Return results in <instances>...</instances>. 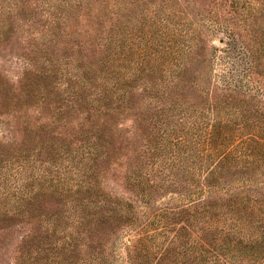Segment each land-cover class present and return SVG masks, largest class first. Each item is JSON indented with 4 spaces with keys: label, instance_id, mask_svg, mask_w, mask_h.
<instances>
[{
    "label": "rangeland",
    "instance_id": "1",
    "mask_svg": "<svg viewBox=\"0 0 264 264\" xmlns=\"http://www.w3.org/2000/svg\"><path fill=\"white\" fill-rule=\"evenodd\" d=\"M227 1L0 0V264H214L209 253H198L196 260L200 246L193 216L183 212L167 224L163 219L166 212L204 200L220 204L219 197L209 196V188L199 186L212 162H200L194 143L173 161V153L163 149L168 133L159 128L167 117L161 122L155 107H171L177 114L174 123L187 119L204 126L220 120L247 123V117L263 113L264 79L253 74L262 81L249 80L244 53L223 52L229 34L221 25L224 17L235 23L263 74L264 9L251 13L257 2L240 0L234 12ZM177 24L191 29L184 37L191 41L184 45L193 48L197 41L200 56L195 48L188 57L182 51L180 57L167 56L165 40ZM195 29L204 34V42L193 38ZM127 36L132 66L145 70L121 90L135 109L107 118L108 132L101 125V137L91 140L100 128L94 113L86 117L65 98V90L74 75L99 85L104 63ZM173 69L184 71L172 74ZM178 74L189 85L206 81V91L189 88L173 96L172 80ZM225 83L232 88L258 85L260 93L250 87L244 100L220 102L218 89ZM218 101L221 110L214 109ZM182 127L188 130L191 124ZM97 179L99 196L90 185ZM227 190L254 200L260 219L248 220L243 233L258 235L264 166L232 170L221 182V191ZM106 194L108 200L101 201ZM115 198L133 203L128 204L132 218L114 211ZM214 207L210 216L220 220L221 210ZM186 219L191 227L164 255L174 234L164 225L177 228ZM222 224L214 233L220 238L211 235L208 241L229 253L234 241L224 236ZM234 249L245 264H264L263 247L238 244Z\"/></svg>",
    "mask_w": 264,
    "mask_h": 264
},
{
    "label": "trees",
    "instance_id": "2",
    "mask_svg": "<svg viewBox=\"0 0 264 264\" xmlns=\"http://www.w3.org/2000/svg\"><path fill=\"white\" fill-rule=\"evenodd\" d=\"M239 1L240 0H231V2L227 1L226 4L229 5L234 12H236V5L239 4ZM255 2H257V4H255V7L249 10V12H262L264 9V0H255ZM234 24L235 23L229 18L224 17V23L221 26L229 34V41L227 42L228 48L223 50V52L244 53L243 59H245L246 63L249 64V67L245 71L248 73L247 75H249V80L262 81V79H264V73L262 74L256 68L258 62L257 59L252 57L253 52L250 48V44ZM262 31L264 32V27H262ZM194 32L196 33H194L193 38H197L198 42L205 41L204 34L202 32H199L197 29H195ZM154 33L155 32H153V34ZM190 33L191 29L187 28V25H175L174 32L168 35L165 40V50L168 52V57H180L182 52L188 54V57L194 48L195 53L200 56L202 46L201 44L199 46L197 41H195V46H193V48L192 45H189L187 49L185 48L184 44L191 40H186L184 37L188 36ZM130 39L131 37L127 36L121 45H117L111 53L109 59L104 63L105 69L102 72V74L104 73V76L102 77V82H100L99 85H97V83H95V85H91L90 82L87 83V80L83 81L79 78V76L74 75L75 81H70L68 88L65 90V98L74 102L73 106L76 105L79 109H82L83 114L87 115L86 117H92V114L94 113L93 115L96 117V122L100 125L98 126L100 128L93 132V135L90 138L91 140H96L101 137V125L105 126L107 118H110L115 115V113H119L125 109H135L134 102L129 99L130 96L122 97L121 94V90L127 87L128 83H131L133 78H138L142 72H145V70L140 69L139 67L135 68L132 66V58L130 55H127L130 52ZM182 49H186L188 51L184 52ZM214 49L217 50L216 48ZM187 57L185 58L184 63ZM149 71L155 72V69H150ZM171 71V73L174 74L183 73L184 70L173 69ZM240 74L238 75V81H242V78L239 77ZM253 74L260 75L262 79H256V77H253ZM230 76L231 75H224L225 78H229ZM181 79L178 74L175 81L172 80L173 96L175 95L176 97H181L188 93L187 90L189 88L206 91L205 89L203 90L202 87V84H206V81H192L189 85L187 81H181ZM246 86L247 84L239 83L236 84V88H232L228 83H225L224 87H220L218 89L220 90L218 100L222 102L226 101L228 97H239V100L242 101L246 96H248L249 93H247V89H250V87H252L257 93H260L258 85H249L248 88ZM92 94L94 97H92ZM254 98L255 95H251V99ZM219 101L217 102V105L214 106V109H223V103H220ZM195 102L196 101H194V103ZM168 103L171 104L172 102L168 101ZM194 103H192V105H194ZM160 108H162V105H157L155 110L161 111V122L165 121L164 116L167 117V122L159 128L164 127L166 130L165 132L168 133L167 135L170 139L167 145L163 144V149L165 148L166 150H170L173 153V161H175L178 157L183 155V152L190 148L191 143L196 144L199 151V155L197 156L199 160H201L200 162L203 165L207 161L212 162L211 167L206 170L207 173L205 177H203V180L199 181V186L202 189L204 187L209 188V196L219 197L220 199L219 205L215 201L204 200L203 202L193 204L190 208H182L177 211L166 212L163 216L165 223H170L172 220L171 216L176 217L183 212L187 213L189 216H193L197 225L196 233L199 232L197 233V238H195L198 240V244L200 246V248L196 249L197 261L199 259L198 253H200V256L204 253H209L212 254L214 258V264H235L233 260H238L239 255L234 253V248H236L238 244L251 248L255 246L264 248V215L262 216V229L258 235L250 234L247 236L243 233L245 228L244 225L248 222V220H251L254 217H257L258 220L260 219L258 211L254 208V200L250 197L245 199L241 196L229 195L228 190L221 191V182L225 180V177L232 170L241 168L245 171H252L264 166V111L261 114L255 115L257 116L255 118L247 117V119H249L247 123L232 122L233 120H220L219 122H214L208 126H204L203 124L197 122V120H191L188 122L186 119L179 120V122L177 121V123H174L173 119L177 115L176 112L174 110L171 111L170 107L166 109V111H170V113L167 114L166 111H163ZM172 108L174 109V106ZM226 116H229V114H226ZM247 119L244 118V120ZM183 124H191L190 129L185 130L182 127ZM107 126H105L106 132H108ZM167 146H170V148ZM89 152H93V148H90ZM90 185L91 189L95 190V196H99L96 193L99 180L97 179L94 185L90 182ZM103 200L104 202L108 200L107 194L101 198V201ZM128 204L130 206L133 205L132 202L123 200L120 201L115 198L114 211L116 209L118 211H124L122 214L127 213L128 218H132V216L129 215L132 210L129 209ZM216 205L218 206L217 209L221 210L219 214L223 216L220 220H222L223 223L222 227L224 236L231 237L232 241H234V243H231L232 251L229 253L223 250L220 245L218 246L216 242L212 245V243H209L208 241V238L211 235H215L216 240H218L220 238V234H214L216 233L215 230H222L219 226L220 220L210 216L212 210L215 208L214 206ZM166 224L164 225V228H173L172 230H174V234L167 243L164 251L165 253H163L164 255L169 252V248L171 249L174 244L184 238V236L181 235V232L188 231L187 225L191 227V224H189L187 219L184 221V225L177 228L167 226ZM238 263L245 264V261L238 260Z\"/></svg>",
    "mask_w": 264,
    "mask_h": 264
}]
</instances>
